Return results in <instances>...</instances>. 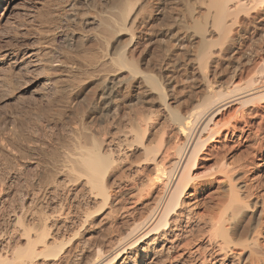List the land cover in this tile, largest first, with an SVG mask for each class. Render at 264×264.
Wrapping results in <instances>:
<instances>
[{
    "label": "bare ground",
    "instance_id": "1",
    "mask_svg": "<svg viewBox=\"0 0 264 264\" xmlns=\"http://www.w3.org/2000/svg\"><path fill=\"white\" fill-rule=\"evenodd\" d=\"M79 1H71L66 16L83 30H68L69 33L59 28V37L75 54L76 62L79 60L93 74L88 78L92 77L94 91H91L92 98L89 97L88 107L84 110L90 123L84 121L86 124L82 129L83 134L86 129L88 133L81 136L82 130L76 133V128L75 133L79 137L71 134L75 140H69V145L66 142L67 147L62 151L55 175H37L30 191H14L21 204L11 212L9 223L18 233L11 230L10 235L0 237V264L50 261L59 248L54 235L62 236L61 229H75L97 216H101L100 222L104 224L118 225L122 222L124 226L106 250L95 248L85 261L80 258V251L78 257L81 260L76 264H151L154 261L159 264H234L232 256L240 257L241 263L256 259L258 264H263L264 246L259 241V230L249 228V232H245L244 223L255 216L258 211L253 212V209L256 207H260V215L264 212V201L246 200L249 184L240 180L246 174L239 176L241 173L236 174L226 163H218L220 166L210 169L208 176H199L195 171L204 151L217 139L234 136L240 121L247 127L250 124L246 122L249 119L245 120L247 117L261 118L257 126L264 141V58L258 56L264 52V0H172L180 5H175L179 9L172 15L168 13L171 15L169 24L161 32L163 39L159 38L165 43V57L172 58L166 67L171 68L169 72L175 70L180 75L194 72L196 76H188L187 79L191 83L194 81L198 89L197 93L195 90L191 92L196 94L189 93L183 101L177 94L181 102L169 96L162 83L141 69L140 59L135 58L143 30L139 11L142 12V5L148 0H104L95 6L93 12L77 7ZM24 3L25 0H0V24L13 18ZM122 35H127L128 39L127 44L120 48ZM247 36L251 37L252 44H247L248 49L245 46L247 50L243 49L241 53L242 42ZM23 52L19 46L2 45L0 66L7 64L36 69L43 63L37 50ZM225 54L237 62L231 75L228 74V82L219 83L215 80L216 67L221 65L218 63L222 58L226 59ZM165 57L162 55L160 61ZM252 62L254 67L247 70L242 78L244 66ZM174 78L173 72L166 75L164 85ZM135 88H142L146 94L153 95L154 104L163 114L154 115V111L146 114L144 118H138L140 122L135 128L124 132L120 128L122 116L113 115L111 118H114L109 120V115L118 108L116 101L120 92H131ZM110 123L115 125L114 134L110 132ZM259 155L263 158L264 169V149ZM217 174L225 179L228 203L225 211L207 218L203 228L194 224L189 212L196 206L190 191L196 190L200 184H213V177ZM139 210L142 216L134 218ZM260 224L261 219L258 226ZM13 234L22 243L15 250L10 246ZM69 237L71 243L74 235ZM194 242L197 244L192 247ZM237 248L244 251V256L234 253ZM70 257L72 254L68 252L65 256L67 262Z\"/></svg>",
    "mask_w": 264,
    "mask_h": 264
},
{
    "label": "rangeland",
    "instance_id": "2",
    "mask_svg": "<svg viewBox=\"0 0 264 264\" xmlns=\"http://www.w3.org/2000/svg\"><path fill=\"white\" fill-rule=\"evenodd\" d=\"M46 1L48 4L46 3ZM71 1L72 0H25L24 5L17 12L19 14L16 13V15L13 16L14 19L16 18L15 20L13 18L8 19V23L6 20L5 22L3 20L0 24V47H2V45L4 47L19 46L20 49H22V52L24 51L23 54L27 53L30 50H37L38 57H40L43 62L40 66L36 67V69H31L29 67L25 68L23 66L16 67L14 65L7 64L0 66V77L2 78H0V201H2L0 202V208L2 207L0 209V237L3 238H5L7 235H10L8 233L11 230L13 232L15 227L12 228V225H10L9 223V220L11 219L10 215H12L11 212H13L15 209H18L20 207L19 204H21L19 195H16V193L14 194V191L19 190L23 193L26 191H30L33 187L32 184L34 180L37 178V175L47 176L48 173V175L50 176L55 175V168L57 167V164L61 162L62 151H64L67 147L66 142L69 145V140H75L74 137L72 138L71 134L75 136L76 133H79L83 129L86 123H90V118L85 111L88 107L90 98H92L93 92L91 91H94L92 77L88 78L89 76H91L92 71L90 72V70L86 69L83 64H80L81 62L79 63V60L78 62H76L77 59L74 56L75 54L72 53V50L65 45L66 42L60 40L59 37L60 30L63 31V29H66L65 32H79L81 29V27L75 24V22L70 19V17L68 18L66 16L69 14L68 5L71 3ZM103 1L104 0H80L78 4H76L79 5L77 7H82L88 12H93L95 6L99 5ZM153 1L154 0H148L144 3V5H142V14L139 11V19L141 22H143V30H141V36L139 35V32L135 31V34L139 35L140 37L139 39L141 45V47L139 45L138 52L136 53L135 58L140 59L139 66H141V69L143 68L145 72H149L153 75V77L158 79V82L160 84L162 83L161 86L169 96H174L178 101L181 102V99L183 101L189 96V93L193 92L194 90L196 91V93L198 92V89H196L197 85L194 83V81H192L191 83V80L187 79L188 76H196V74L192 72V75L190 74V72L184 75L181 74V77L180 73L175 70L169 72L171 68L166 67V64L168 62L171 63L170 61L172 60V58L170 56V58L168 56L165 57V50H163L165 49V43L162 41L160 42L159 40V38L163 39L161 32L163 28L166 27V24H169L170 20L168 18L173 13H175L173 12L174 10L177 12V9H179H176L175 5L177 4V7H179L180 5L178 3L174 4L172 0H155L154 3ZM41 6L44 7L42 8ZM89 6L93 8H90ZM87 7L89 9H87ZM34 8H36L37 10H32ZM168 13L171 15H169ZM69 20L70 22H68ZM9 22L11 24H9ZM68 27L72 29L70 30ZM59 28L61 29L59 30ZM58 31L59 33H57ZM122 37L119 44L120 48H123V46L127 44L126 40L128 39L127 35H122ZM249 38L251 39V37H248L246 39L247 41L244 40V43L242 42V50L246 47L248 49L247 44H252V40H250ZM23 43H26V45H24ZM13 44H15L16 46ZM47 48L51 50H48ZM242 50L241 53L244 52V50ZM49 52L50 54H47ZM162 55H164L166 61L164 60V58H162L163 60L160 61ZM226 55L227 54H225L224 57ZM187 56L189 57L188 54ZM258 56L264 58V52H261V54L259 53ZM227 57H225L226 59L224 60L222 58V61L218 63L221 64L222 67L221 65H217L218 68L216 67L218 73L219 71H221V73H217V78L215 77V80L217 82L220 81L219 83H225V81L228 82L229 76L231 75V72L233 71V68L235 66L234 63L237 62L233 57H228V59ZM159 61L160 63L162 62L164 64L161 63V65ZM157 66L160 68V71L162 70L161 68H165H163L164 70L160 72ZM252 67H254L253 62L249 63V65L246 64L244 66L245 69H243L242 78L245 77L246 71H249L250 69H252ZM85 69L86 72L84 71ZM29 70H31V72ZM148 70L154 72L155 75ZM25 71L28 73H26ZM172 72L174 76L178 78H174L170 83L166 81L165 88L164 82L166 79V75H171ZM165 73L166 75H164ZM158 76L161 77L162 80ZM185 77L186 80H184ZM160 80L163 82H161ZM125 91L126 90H122L119 94V98H117V110L112 111L111 113L113 114L109 115V120H112L114 118H111V116L113 115L115 117L116 115L119 117L122 116V126L120 127L123 128L122 131H124L125 129V131H130L131 129H133V127L135 128L136 125L140 122L138 118L141 119L143 116H146V114H150L153 111L154 115H156V113L157 115H161V113L163 114L159 106L156 103L154 104V96L149 93L146 94L142 88H135L131 90V92L130 90H128V92ZM194 93H191L190 95H194ZM177 94L181 97H179ZM177 97L181 99H178ZM150 100L153 103H151ZM80 104H83L81 105V108H79ZM157 110L159 111L156 112ZM137 115L141 117H137ZM251 117L252 118H245V120L249 119L246 122H248V124L250 123L247 127H244V123H242L243 121H240L239 123H237V127L239 129L237 128L238 130L235 131L234 136H226V139L221 137L220 139H217V141H215L212 146L208 147L204 151V155L201 157L202 159L200 158L195 173L199 176H208V174H210V169L212 170L213 168L214 170L215 168H217V165L220 166L219 164L226 163L230 166V168L234 169V172L236 174L239 175L241 173V175L239 176H242V174L244 175V173L246 174L241 177L240 180L247 185L249 184V197L247 196L248 199L246 198V200L249 202H254L255 199L258 201H264V169L262 168L263 158L259 155L260 151L264 149V141L261 138L262 133L261 131H259V127L257 126V124L261 121V118L259 116ZM82 120L83 122L86 121V123H82ZM262 124L264 125L263 121ZM89 125L91 126V124ZM109 126H111L110 132L113 134L116 133L115 128H113L115 127V125L110 123ZM109 126L107 124V130H109ZM76 128L78 129V131L75 130ZM71 131H74V133L76 131L77 132L74 134ZM81 132L79 135L83 134V130ZM86 133H88L87 129L83 135H85ZM111 133L110 136L113 135ZM79 135L77 134L76 136L79 137ZM71 142L73 143V141ZM36 167L39 169L37 170ZM212 172L213 171H211V173ZM224 188L225 179L220 174H217L213 177V184H200L197 187L198 190L196 189L190 191L191 197H193L194 201L196 202V206H193L189 209L192 219L195 222L194 224L202 227L203 224L206 223L211 216H215L216 214L219 215L226 210L225 206L228 203L229 194L225 191ZM254 211L259 212L260 207H256L255 209H253V212ZM258 212L255 214V216H252L250 219L246 220V222L244 223V227H246L245 232H249V228H257V230H259V241L261 242L260 244L263 247L264 212L261 215L260 212ZM142 214L143 213H141V211L139 210L133 215V217L137 218L140 215L142 216ZM100 217L97 216L90 220H87L85 221L86 223L83 222L81 225L76 226L75 229L73 228L72 230L68 228L63 230L61 229L60 235L62 236L54 235L55 232H53L52 234L54 235V237L56 236V245L59 244V248H56L57 250L55 258L52 256L50 261L38 260L37 263L76 264L78 262L77 260L82 259V261H85L87 260V258H90L95 248L100 247L103 250H106L110 245L109 242L118 235L124 225L122 224V222L118 223V225H111L108 224V222L104 224L103 222H100ZM260 219L261 224L258 226ZM7 227L9 231L7 230ZM76 230H78V232H76ZM15 232H17V230H14L13 233ZM15 234H13L14 236L12 235L13 239L10 243V246H12L11 248L13 249L11 250H15L19 244V246L22 245L21 240ZM70 235H74L71 243L67 238ZM58 237L60 239H58ZM62 238H64V240L66 239L67 241L62 240ZM67 242L68 244H66ZM196 244L197 242H194L192 247H194ZM70 248L73 250H71ZM80 251H82V255L80 256L81 259H79L78 257V255H80ZM12 252L13 251H11V253ZM68 252L72 254V257H70L69 260H71H68L67 262L65 256ZM234 253L243 255L244 251H242L240 248H237L234 250ZM74 255L76 256V258ZM237 260H239V263H237ZM72 261H74L75 263ZM231 261L234 264H258L256 262V259H248L246 262L241 263V258H238L236 256H232ZM151 264H159V262L154 261V263Z\"/></svg>",
    "mask_w": 264,
    "mask_h": 264
}]
</instances>
